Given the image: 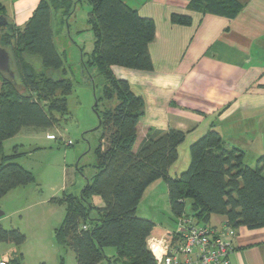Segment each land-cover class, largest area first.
<instances>
[{"label":"trees","instance_id":"16d2710c","mask_svg":"<svg viewBox=\"0 0 264 264\" xmlns=\"http://www.w3.org/2000/svg\"><path fill=\"white\" fill-rule=\"evenodd\" d=\"M84 2L91 6L87 25L94 35V49L83 62V70L90 73V68H96L105 79L102 95L96 98L98 105L93 107L102 121L95 149L97 173L81 196L51 200L66 206L65 219L54 232L57 245L72 250L77 264H157L148 240L174 241L171 232L182 218L214 229L235 230L237 237L241 228L263 229L264 153L257 157L256 166L246 165L245 149L232 145L214 128L190 146V163L181 174H173L171 169L179 162L187 133L151 129L134 150L146 102L112 68L154 71L150 45L156 38V24L124 0H41L24 28L12 24V29L1 33L0 47L10 54L15 79L0 70V201L36 183L31 172L16 164L17 153H4V143L26 128L54 129L69 114L73 81L55 39L56 33L64 31L72 38V20ZM189 8L234 20L244 6L237 0H192ZM0 16L8 20L2 6ZM171 21L192 24L189 16L173 15ZM34 58L40 67L33 63ZM160 183L167 187L175 218L171 232L139 217L142 202ZM214 218L224 223L218 226L212 222ZM236 239L230 256L236 250ZM26 241L21 230L0 225V244L20 248ZM23 261L22 254L0 258L6 264Z\"/></svg>","mask_w":264,"mask_h":264},{"label":"crops","instance_id":"0c3cea01","mask_svg":"<svg viewBox=\"0 0 264 264\" xmlns=\"http://www.w3.org/2000/svg\"><path fill=\"white\" fill-rule=\"evenodd\" d=\"M25 1L15 8L14 3L8 6L0 0L9 24L21 29L41 2L32 0L28 9L22 7ZM237 1L244 8L229 20L192 11V0H124L156 24V38L150 45L154 71L112 68L115 76L128 81L146 102L135 151L151 129L183 131L191 146L212 128L223 135L228 123L229 130L238 135H254L250 143L230 139L235 146L245 149L253 143L257 148L259 142L258 153H264L260 148L264 140V0ZM173 15L189 16L192 24H173ZM72 21L76 25V19ZM164 188L163 183L154 186L147 198L155 199ZM212 222L218 226L224 223L221 218ZM235 245L230 264H264V228L239 229Z\"/></svg>","mask_w":264,"mask_h":264},{"label":"rangeland","instance_id":"374dc122","mask_svg":"<svg viewBox=\"0 0 264 264\" xmlns=\"http://www.w3.org/2000/svg\"><path fill=\"white\" fill-rule=\"evenodd\" d=\"M3 1L8 2V6L14 3L15 8L19 6L18 2H21ZM23 4V8L29 9L33 1L26 0ZM90 12L91 6L88 2L78 6L77 23L72 27L73 39L67 34L56 33L57 49L64 58L68 77L73 81V92L68 98V116L54 129L26 128L18 136L4 143V153H17L19 156L16 164L31 172L36 183L27 189L12 192L0 201V212L4 213L0 218V225L6 230L19 229L27 236L26 243L20 248L13 244L1 243L0 258H12L22 254L23 264H77L75 253L58 246L54 234L55 229L60 227L65 219L66 206L52 203L51 200L62 198L64 195L81 196L88 180L97 173L95 149L101 131L96 130L99 119L93 107L96 98L102 95L105 79L96 68H90V73H84L83 70V62L88 61L94 49V35L87 25ZM80 30L83 33L78 34L77 31ZM33 63L40 67L37 58H34ZM10 67L13 71L14 66ZM17 82L21 83L19 77ZM225 125L223 136L232 145L234 143L230 139L243 142L241 138H244L252 142V132H241L238 135V132L229 130L228 123ZM48 135L57 139H49ZM258 144L259 142L257 148L253 143L245 148L246 165L256 166L257 157L260 156ZM260 148L264 150V140ZM180 155V162L176 164L173 174H181L187 170L190 163L189 143L182 145ZM164 189L165 191H161L155 199L149 197L142 202L139 217L173 230L175 218L170 209L166 185ZM187 208L189 211V203Z\"/></svg>","mask_w":264,"mask_h":264},{"label":"built area","instance_id":"2783aa9c","mask_svg":"<svg viewBox=\"0 0 264 264\" xmlns=\"http://www.w3.org/2000/svg\"><path fill=\"white\" fill-rule=\"evenodd\" d=\"M178 224L177 230L171 232L174 241L154 237L148 240L157 264H230V253L237 238L235 230L214 229L189 218L180 219Z\"/></svg>","mask_w":264,"mask_h":264},{"label":"water","instance_id":"95a60500","mask_svg":"<svg viewBox=\"0 0 264 264\" xmlns=\"http://www.w3.org/2000/svg\"><path fill=\"white\" fill-rule=\"evenodd\" d=\"M3 28H6V30L8 31L10 28L12 29V24H9L8 20L4 16H0V35H1V32L4 31V30H2ZM0 40H1V36H0ZM10 66H11V57H10L9 52L6 49L0 47V70L2 72H4V73H7L8 75H10V77L12 79H15V75L11 71V67ZM97 105H98V102L96 101L95 107ZM96 115H97V117L99 119V125L96 128V130H99L101 125H102V121L100 119V115H99L98 112H96ZM3 215H4V213L0 212V218Z\"/></svg>","mask_w":264,"mask_h":264},{"label":"flooded vegetation","instance_id":"af4514ba","mask_svg":"<svg viewBox=\"0 0 264 264\" xmlns=\"http://www.w3.org/2000/svg\"><path fill=\"white\" fill-rule=\"evenodd\" d=\"M2 30L7 31L6 28H3ZM2 32H3V31H2ZM2 32H1V33H2Z\"/></svg>","mask_w":264,"mask_h":264}]
</instances>
